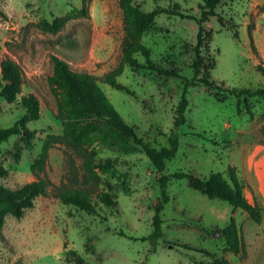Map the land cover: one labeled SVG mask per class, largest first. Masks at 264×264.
Listing matches in <instances>:
<instances>
[{"label": "rangeland", "instance_id": "1", "mask_svg": "<svg viewBox=\"0 0 264 264\" xmlns=\"http://www.w3.org/2000/svg\"><path fill=\"white\" fill-rule=\"evenodd\" d=\"M146 11L166 9L145 33L153 63L193 80L203 0H137ZM179 4L188 18L172 14ZM0 92L4 83L1 63L17 62L24 72L22 92L15 100L0 97V128H8L26 114L24 97L40 100L39 119L26 124L35 131L31 146L22 135L0 143V185L17 190L38 177L56 187L77 188L89 194L96 213L65 204L54 195L39 197L20 218L7 213L0 229V264H213L217 254L232 264H264V149L254 157V147L264 144V98L252 97L251 113L239 112L237 97L227 88L264 86V0H224L217 16L204 24V71L220 89L202 84L189 87L187 122L175 127L177 107L183 97V78L159 70L125 65L118 81L130 92L100 81L109 102L139 137L158 148L179 138L176 156L167 162L166 175L178 171L207 178L222 173L229 179L234 167L250 200H262L263 222H255L242 209L193 189L187 178L168 184L169 202L162 210V236H154L156 206L162 196L159 172L150 158L136 147L129 152L94 136L93 155L63 142H50L43 169H33L52 135H63L58 97L49 77L53 55L69 62L73 70L103 78L121 64L125 37L119 0H0ZM85 12V13H83ZM66 18L57 33L40 23ZM258 29L252 47L249 29ZM237 35V37H236ZM146 63L142 54H136ZM92 161L95 169L87 162ZM250 183V184H249ZM109 193V206L101 195ZM235 218L245 239V253L226 251L223 229Z\"/></svg>", "mask_w": 264, "mask_h": 264}, {"label": "trees", "instance_id": "2", "mask_svg": "<svg viewBox=\"0 0 264 264\" xmlns=\"http://www.w3.org/2000/svg\"><path fill=\"white\" fill-rule=\"evenodd\" d=\"M201 16L197 18L199 24L198 42L195 49L196 58L194 60L193 69L195 76L193 80L188 81L175 71L160 69L153 63L152 51L144 43L145 33L153 26L156 18L166 12L161 6L155 7L151 11L144 10L137 0H119L120 7L124 16L125 37L123 41V59L121 64L112 72L106 74L103 78L88 72H77L73 70L69 62L53 55L54 73L49 77V83L52 91L58 97V115L59 119L64 121L63 135H52L46 143L41 158L37 159L33 169H43L48 158L47 145L52 142H63L75 150H84L89 156L93 155L89 151V147L94 141V136L109 144L122 146L125 150L133 152L136 147L150 158L159 172V183L161 186L162 196L156 206V215L154 219L155 231L154 236L160 238L162 236V210L169 202L170 196L167 188L172 179L187 178L188 184L193 189L203 193L211 199L218 198L230 202L234 209H242L257 223L263 222V207L257 201L251 202L244 194V184L241 182L236 169L230 167L229 179L225 178L222 173H212L207 178L198 177L192 173L178 171L170 175L164 172L167 162L173 159L179 150V138L174 135L170 138V145L158 148L151 143L146 142L139 137L136 129L130 126L120 115V113L109 102L107 96L103 92L100 81L108 83L111 86L126 90L129 89L118 81V77L124 72L125 65L130 64L134 68L159 70L165 75L183 78L185 90L183 97L177 107V116L175 118V127H179L187 122V109L189 106V87L204 85L211 89H220L215 84L212 74L204 71L205 55L204 41L205 33L204 24L211 17L217 16V8L224 0H203ZM172 14H179L182 18H188L179 4L170 6ZM85 13V12H83ZM0 14L5 16V12L0 8ZM66 18L56 19L53 22L44 20L40 23V27L48 32L57 33L65 26ZM252 47L255 51L254 37L252 29H249ZM237 37V35H236ZM142 54L146 58V63H141L136 54ZM2 75L4 83L1 84L0 97L5 100L13 101L21 94L25 76L22 67L11 59H5L1 63ZM258 70L264 74V68L258 65ZM233 95L237 97L238 111H243L241 102L243 101L246 110L251 113L252 97L264 98V86L258 88H227ZM22 104L26 109L24 117L8 128H0V143L8 141L11 137L22 135L26 144L30 147L31 140L34 138L35 131H32L26 124L28 119H39L40 117V100L35 94H29L24 97ZM264 139V127L262 129ZM90 169H95L92 161L87 162ZM6 172L0 168V174ZM54 195L65 204H73L81 210L94 214L95 207L92 204L89 194L77 188L56 187L52 181L38 177V179L27 183L17 190L6 189L0 185V229L4 224L7 213H11L15 217H22L26 210L33 208L35 200L39 197H48ZM102 202L113 206L115 201L111 199L109 193L101 195ZM223 235L226 240V251L236 255L245 253L246 244L236 220L232 217L231 222L223 229ZM75 256L78 264H85V261L78 256L76 251H71ZM212 257L213 264H232L228 259L217 254H209Z\"/></svg>", "mask_w": 264, "mask_h": 264}, {"label": "crops", "instance_id": "3", "mask_svg": "<svg viewBox=\"0 0 264 264\" xmlns=\"http://www.w3.org/2000/svg\"><path fill=\"white\" fill-rule=\"evenodd\" d=\"M259 31V28L258 29H254V31H253V37L255 38V33L256 32H258ZM261 49V51H262V55H263V58H264V48L262 49V48H260ZM262 149H264V144L263 145H261V146H258V147H254L253 148V152L255 151H257L255 154H254V157H257V158H262V156H259V151H261ZM263 173H264V171H263ZM250 184V183H249ZM250 200V199H249ZM251 202H255V201H257L259 204H261V203H263L262 202V200L258 197L257 199H252V200H250Z\"/></svg>", "mask_w": 264, "mask_h": 264}]
</instances>
